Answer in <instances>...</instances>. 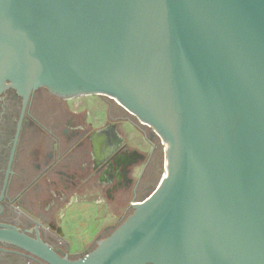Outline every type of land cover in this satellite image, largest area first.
Here are the masks:
<instances>
[{
	"label": "water",
	"instance_id": "1",
	"mask_svg": "<svg viewBox=\"0 0 264 264\" xmlns=\"http://www.w3.org/2000/svg\"><path fill=\"white\" fill-rule=\"evenodd\" d=\"M7 88L111 98L160 137L164 173L81 257L0 240L47 264H264V0H0Z\"/></svg>",
	"mask_w": 264,
	"mask_h": 264
},
{
	"label": "flooded vegetation",
	"instance_id": "2",
	"mask_svg": "<svg viewBox=\"0 0 264 264\" xmlns=\"http://www.w3.org/2000/svg\"><path fill=\"white\" fill-rule=\"evenodd\" d=\"M93 96L101 109L90 106L88 97ZM122 123L134 134L125 135ZM163 172L160 137L107 96L63 99L38 88L24 103L13 88L0 95V229L13 227L32 238L38 232L64 256L57 243L65 240L58 226L63 209L74 203H103L104 195L113 202L127 200L118 224L130 202L149 195ZM41 189L47 195L42 207ZM114 226H105L93 240ZM0 264L47 263L0 240Z\"/></svg>",
	"mask_w": 264,
	"mask_h": 264
},
{
	"label": "crops",
	"instance_id": "3",
	"mask_svg": "<svg viewBox=\"0 0 264 264\" xmlns=\"http://www.w3.org/2000/svg\"><path fill=\"white\" fill-rule=\"evenodd\" d=\"M120 130L125 135H132L133 131L126 125L125 123L120 124L119 126ZM134 134V133H133ZM116 138H114V141ZM88 194H90L89 191H87ZM38 200L40 202L41 207L44 203L47 201V195L46 192H44L42 189L38 195ZM104 202L100 204H95L93 202H87L86 204L82 206H74V204L68 206L67 208L63 209L61 213L64 214L62 220L58 223V226L60 227V231L64 234L65 240H70L66 235H74L77 234L73 230V225H80V223L84 222L87 223L88 221L91 222V225L89 226V230L94 229L91 233L90 237H88L87 240H93V238L98 234V232L103 229L107 225H111L114 222V219L117 216V213L120 212L122 208H125L127 204V200H121V201H114L111 200V198L107 195L103 196ZM105 208L109 211L108 212V223L105 224V216L104 211ZM95 209H97V213L95 214ZM124 211V210H123ZM100 218L101 220H99Z\"/></svg>",
	"mask_w": 264,
	"mask_h": 264
},
{
	"label": "rangeland",
	"instance_id": "4",
	"mask_svg": "<svg viewBox=\"0 0 264 264\" xmlns=\"http://www.w3.org/2000/svg\"><path fill=\"white\" fill-rule=\"evenodd\" d=\"M88 99H91L90 101V106H94L96 109H101V105H100V101L97 99L96 96L93 97H88ZM98 106V108L96 107ZM94 108V109H95ZM99 111V110H98ZM161 164V161H158V168ZM164 173V172H163ZM163 175V174H162ZM87 202H81V203H74V206H82L84 204H86ZM124 208H122L120 210V212L117 213V216H115L116 218L114 219V228L121 223L129 214L132 213V209H129L128 212L126 213V215L124 216V218H122V220L118 223L115 224L117 218L119 215L122 214ZM108 210L105 208L104 211V218H105V224L108 223L107 219L108 217ZM97 213V209H95V214ZM99 220H101L100 218H98ZM91 225V222H87V223H80V225H73V230L75 233L74 235H66L70 240H57V243L60 242L61 244H59V246L66 251V253L69 255L70 258H78L81 257L82 255H84L85 253H87L88 251L92 250L95 246H96V241L98 240H87L88 237H90L91 233L93 232L94 229H91V231L89 230V226ZM110 230H105L104 233L101 232V238L107 236L109 233H111L113 231V229Z\"/></svg>",
	"mask_w": 264,
	"mask_h": 264
}]
</instances>
